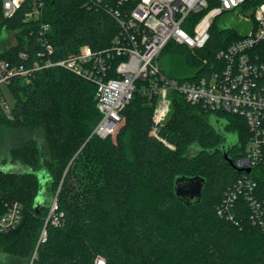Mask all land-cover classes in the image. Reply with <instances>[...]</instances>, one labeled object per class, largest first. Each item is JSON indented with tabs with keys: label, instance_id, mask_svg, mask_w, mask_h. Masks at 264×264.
Instances as JSON below:
<instances>
[{
	"label": "trees",
	"instance_id": "obj_1",
	"mask_svg": "<svg viewBox=\"0 0 264 264\" xmlns=\"http://www.w3.org/2000/svg\"><path fill=\"white\" fill-rule=\"evenodd\" d=\"M31 2L11 18H4L0 7V36L11 32L17 38L0 52V61L29 67L37 60L43 23L51 25L54 60L74 56L84 46L108 49L122 34L110 13L89 9L81 0H46L42 18L26 22ZM223 27L212 25L202 50L168 43L160 60L174 54L188 73L167 72L161 64L162 70L179 82L209 75L220 64L217 54L240 38L237 30ZM121 59L113 55L108 77H116ZM8 91L13 108L10 117L0 115V139L9 130L21 138L8 149L6 162L29 170H0V211L14 202L22 205L17 227L0 232V250L33 264H98L99 259L103 264H264V223L252 220L255 207L241 192L228 201L242 174L219 151L191 156L194 151L189 149L220 146L223 137L211 120L220 121L226 133L238 134L231 152L236 163L247 140L242 118L212 112L174 93L169 119L155 136L154 104L135 94L116 131L102 139L94 133L102 115L93 80L54 67L28 79L13 77ZM72 161L60 187L64 174L59 178V172H66ZM42 165L50 176L47 190L53 198L57 195L54 211L52 204L34 208L39 192L35 172ZM178 176L207 180L199 205L188 206L176 197ZM252 177L257 182L253 197L262 203L264 165L255 168Z\"/></svg>",
	"mask_w": 264,
	"mask_h": 264
},
{
	"label": "built area",
	"instance_id": "obj_2",
	"mask_svg": "<svg viewBox=\"0 0 264 264\" xmlns=\"http://www.w3.org/2000/svg\"><path fill=\"white\" fill-rule=\"evenodd\" d=\"M31 0H0L4 18H11ZM89 9L103 8L120 24L122 34L108 49L93 51L84 46L74 56L54 60V45L49 39L51 25L39 27L42 50L29 67L0 61V115L11 116L13 103L7 99L8 85L13 77L28 79L33 73L62 67L96 83V101L102 118L94 133L102 139L111 136L123 121V111L135 94L154 104L152 133L159 135L172 110L173 94L188 103L238 116L245 121L247 140L244 155L235 163L242 174L228 195L233 201L237 192L244 193L256 213L252 220L264 223V202L253 194L257 182L255 168L264 165V0H81ZM46 0H32L25 14L26 22L42 18ZM201 17L196 20L192 16ZM235 20L243 28H235ZM214 23L237 30L240 38L217 54L219 66L198 81L179 82L161 68L160 57L170 42L192 50L204 49L211 37ZM122 59L115 68L116 77H108L112 58ZM22 58L27 59L25 54ZM206 62V60H204ZM11 96V95H10ZM57 208L54 203L52 210ZM221 213V212H220ZM22 219V205H7L0 211V232L17 227ZM46 233L43 232L42 239ZM99 259L98 264H103ZM31 264V263H30Z\"/></svg>",
	"mask_w": 264,
	"mask_h": 264
},
{
	"label": "water",
	"instance_id": "obj_3",
	"mask_svg": "<svg viewBox=\"0 0 264 264\" xmlns=\"http://www.w3.org/2000/svg\"><path fill=\"white\" fill-rule=\"evenodd\" d=\"M229 26H224L223 29H229ZM211 123L216 127L218 132L223 137V142L220 146L212 150H204L199 145H193L189 149L193 150L194 153L191 156L199 155L201 152H208L209 154H214L215 152H221L223 159L225 162L237 173L239 174H249L251 173V169H239L236 167L232 157L231 152L235 146H237L239 137L238 134L234 133H226L225 127L226 124L220 121L211 120ZM85 146V145H84ZM73 161L70 163L68 169L65 172L63 180L61 182V186L66 178V175L72 165ZM39 181V192L34 202V208L39 211L44 205H53L57 203V195L55 198L51 196V192H48L50 176L48 171L45 169L44 165L41 166L40 170L35 172ZM207 180L201 176L195 177H186V176H178L175 179L174 191L177 198L182 200L188 206H196L199 205L203 198V193L206 187ZM35 257V256H34ZM33 264V260L31 261Z\"/></svg>",
	"mask_w": 264,
	"mask_h": 264
},
{
	"label": "rangeland",
	"instance_id": "obj_4",
	"mask_svg": "<svg viewBox=\"0 0 264 264\" xmlns=\"http://www.w3.org/2000/svg\"><path fill=\"white\" fill-rule=\"evenodd\" d=\"M235 28L241 30L243 26L235 20ZM17 43L16 35L11 32H5L0 36V52L7 50L11 46ZM161 64L165 68L167 72L176 73L179 71H183L182 75H187V71L184 69L183 61L174 54L167 53L165 54L161 60ZM7 99H9L10 103L13 102L12 97L7 94ZM117 134V133H116ZM115 134V135H116ZM114 135V136H115ZM21 138V135L16 133L13 130L5 131L2 138L0 139V170H10V171H28L29 169L25 166H21L19 164H15L13 162H6L9 159L8 149L14 145H17L18 140ZM40 141H42V137L39 136ZM43 144V141H42ZM45 150V147H42ZM41 158H39V161ZM51 161V158H49ZM65 175V170H60L59 178ZM60 187H61V179ZM31 263V262H30ZM28 261H23L17 258L10 256L4 251L0 250V264H30Z\"/></svg>",
	"mask_w": 264,
	"mask_h": 264
}]
</instances>
